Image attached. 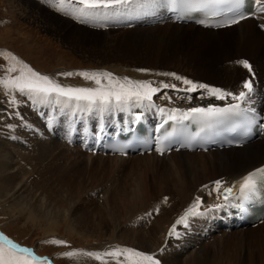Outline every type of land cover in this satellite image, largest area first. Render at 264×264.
Instances as JSON below:
<instances>
[{
    "label": "rangeland",
    "instance_id": "1",
    "mask_svg": "<svg viewBox=\"0 0 264 264\" xmlns=\"http://www.w3.org/2000/svg\"><path fill=\"white\" fill-rule=\"evenodd\" d=\"M47 6H43L41 0H0V51L3 53L4 50L2 49H7L9 52L4 53L16 54L17 58L28 64L32 69L36 68L43 72L42 74L48 75L54 80H67V83L72 86H95L82 76L75 75L81 72H106L112 73L115 77L121 79L151 81L153 84L157 81L158 83H180L170 75H165L174 73L234 93L241 90L246 80H252L254 81V94L252 93L253 100H255L254 105L264 103L262 101L264 100V55L257 63L252 62L254 60L247 61L245 59H251L249 50L254 48L256 41L255 48L258 47V42L260 44L264 43L263 35L259 34L257 38L248 35L243 39L237 28H231L230 32H219L220 34L215 35L199 28L173 26L175 24L165 20V18L158 24H152L153 21H149L146 17L160 13L157 6L156 13L152 12L150 15L137 19L138 29L135 28L134 22L117 19L120 17L117 15L113 16L116 18L111 19V24H107L105 21L106 29H113L109 31L104 29L101 31L92 30L73 24L67 18L59 16L61 13L55 14V12L50 11L51 9H48ZM150 9H153V7ZM29 13L41 16L42 22L31 16V19L28 18ZM116 22H129L126 24L133 23L134 25L127 27L126 24L120 25ZM87 23L83 22L85 25H88ZM99 24L101 23L97 22L95 26ZM47 25L59 27L62 32L61 36L54 34L50 28L48 29L49 26ZM88 26L95 27L91 24ZM250 27L259 30L256 21L244 25L243 29ZM245 43L247 45L244 48H247V50L243 48L240 51L241 46ZM241 59L251 65V72L240 63ZM8 65L9 61L4 55H0V77L8 75L6 72ZM231 66H234L235 73L228 80L223 75L222 70ZM69 71H73L74 75H62L69 73ZM12 75H16V73ZM179 93L174 97L180 96ZM3 98L4 95L0 94V100ZM153 99L155 98L153 97ZM19 101V105H21V97ZM161 103L164 106L167 105ZM245 104L250 106L253 105V102L247 101ZM140 108L142 109L143 106H140ZM156 108L157 106L154 107V109ZM262 109L264 111V105ZM20 110L27 116V119H31L28 105H25V108H20ZM46 111L47 115L44 118L38 117L36 119L35 131L43 143L46 141V147L56 148L57 152H63L67 160L66 167L71 170L74 182L66 183L63 190H57L58 192L54 194L52 191L50 193V189L42 190L35 187L36 184H39L38 182L41 183L38 170H36L37 172L34 171V174L32 167V169L27 170L26 168L27 171L19 173L20 165L22 168L20 157L23 151L22 147L18 148L14 143H25L27 145H22L25 148L28 146L36 148V146H34L32 136L28 132L20 130V120L16 119L15 112L10 110L9 120L3 121L1 125L0 142H5L8 147H11V150L15 151L12 154L15 160L12 165L17 168L15 174H19V177L22 176L27 184L20 190L21 193L23 192L22 194L16 193L17 195L14 196L11 195L12 192L8 191L10 196L0 195V217L3 220L0 222H4L6 232L17 236L16 238L26 245L34 246L36 244L35 246L39 250L42 249L40 251L43 252H47V248L38 245L39 240L51 236L56 238L65 237L71 240L74 245H83V247H98L99 244L106 242H117L145 251L154 252L158 250L155 247L148 248L144 242L140 244L134 242L132 227L136 225H132L135 219L131 216L141 214L142 218L145 219L147 214L144 212L160 211L158 219L156 218L150 224L156 222L159 224L162 220L167 219V216L168 222L171 223L174 220L176 222L185 214L187 210H183V208L190 206L191 200L185 204L186 206L184 205L185 207H183V204L174 207L172 205L173 200L168 199L170 196L165 195L162 199L166 201L168 199L169 203L165 207H160L157 205L159 198L156 199L157 201L155 198L159 195L158 193L167 192L165 189L173 188L174 185L188 180L191 175L182 171L180 163L175 166L177 159L172 157V154L166 156L167 159H165L167 164L172 165L171 175L162 177L159 180H149L151 167L148 162L150 160L156 161L154 158L141 160L133 156L123 158L120 161V159L113 156H92L88 152H81L75 144L67 146V137L71 131L69 127L74 122L75 126H80V122L74 121V119L65 124L64 132L60 135L58 133L57 135L53 133L46 134L45 132L46 125H44V121L48 116H56V120H61L69 117L75 118L73 113L78 112L77 114L83 119V124L86 121L90 127H93L95 124L101 125L104 114L105 117L110 115L108 112L103 114L96 111H85L86 113H83V110L67 107L60 109L55 105L46 106ZM110 113L113 114L114 112L110 111ZM110 119H113V117ZM83 124H81L82 127ZM79 129L81 128L79 127ZM3 136H9L14 141L5 140ZM52 136L53 139L61 140L69 150L60 142H54L51 139ZM258 144L264 146V140L258 142ZM83 150L86 149L83 147ZM38 151L43 152V148ZM197 156L200 160L198 157H194V160L195 158L198 159L196 162L199 163L202 159V163L205 160L201 156ZM54 164H59V162ZM235 164L233 163V166ZM51 169V166L47 167L48 171ZM235 171H239V168H235ZM213 172L210 169H201L200 174H197L195 178L203 177L205 178L203 180L206 181L222 175V173H218L219 171H215L218 174L214 176ZM229 174L230 172H228ZM223 185L225 184L223 183ZM168 191L175 192L176 189ZM8 192L5 194L7 195ZM18 194L23 196L25 201L22 200V203H20ZM93 195L96 197H93ZM56 196L57 199H55ZM58 199L61 200L58 201ZM154 200L156 203L153 205ZM217 201L219 205L221 200L218 199ZM17 202L20 203V206L16 204ZM38 203L46 205L48 209H45V207L39 209ZM188 203L189 205H187ZM225 206L224 204L209 214H204L205 223L203 221L200 224L197 220L201 226L199 230L201 232H211L212 229H220L224 224V219H226L225 213H223ZM47 211L48 220L45 218ZM138 219L141 221L140 217ZM49 220H53L54 223L51 221L50 223ZM140 221H138V226L142 227L141 229L144 231L146 225L142 226L141 222L143 221ZM114 223L116 224L114 225ZM150 224H148V228L151 227ZM203 240L199 243L200 240L196 239L195 236V238L188 241V245L175 249L176 252H181L179 253L180 257H178L181 263L185 260L188 261L190 256L196 255L198 257L196 261L199 260L198 263L204 259V256L207 257L202 264H264V226L252 231L250 229L234 230L232 232L219 231L212 234L210 238ZM68 264L74 263L70 261ZM83 264L88 263L83 261Z\"/></svg>",
    "mask_w": 264,
    "mask_h": 264
},
{
    "label": "bare ground",
    "instance_id": "2",
    "mask_svg": "<svg viewBox=\"0 0 264 264\" xmlns=\"http://www.w3.org/2000/svg\"><path fill=\"white\" fill-rule=\"evenodd\" d=\"M19 6H21V5H19ZM152 12L156 13V6H154L153 9L136 8L129 14L119 15L120 17H118L117 19H120V20L124 19L126 21L134 22V24L136 26L135 28L138 29L137 28V25H138L137 19L140 17H143V16L150 15V14H152ZM30 16L32 18H35L36 20H41V22H42L41 16L33 15L32 13H29L28 18L31 19ZM263 16H264V14L261 17H263ZM150 17H153V16H150ZM115 18L116 17H113V16L98 17L96 19L89 21L87 24L88 25L91 24L92 26H95V23L100 22L101 24L96 25V26H100V28H101L100 31L103 29L105 31H109L113 28L107 30L106 29L107 25L105 24V21L107 22V24L108 23L111 24V19H115ZM165 20H167V19H165ZM252 21H254V20L249 19V20L244 21V22H242L236 26H233L231 28H233V29L237 28L239 31V35L243 39L246 38L248 35H251L253 38H257V36L259 34L264 36V26H262V25H264V17L258 22L259 30H258V28L256 29V28H251V27L248 29H246V28L243 29L244 25L249 24ZM126 23H129V22H125V23H121V24H126ZM47 26H49V25H47ZM161 26H168V25H161ZM161 26H159V27H161ZM173 26H178V25H173ZM178 27L181 28L182 26H178ZM188 27L198 28L195 26H188ZM49 28L51 29V31L54 34L61 36L62 32L60 31L59 27H55V25H54V26H49L48 29ZM231 28H227L224 30H218V31H212V30H204V31H208V32H211V33H214L215 35H217V33H219V32H224V33L230 32ZM199 29H201V28H199ZM225 30H227V31H225ZM256 43H257V41L255 42V46H256ZM246 45H247V43L243 44L240 48V51H242V49L244 47H246ZM237 46H238V44H237ZM248 46H250V45H248ZM255 46H254V48L249 50L250 55H251V59L250 58H245V59L247 61L254 60L252 62L257 63L258 61L261 60L262 56L264 55V43L260 44L258 42V45H257L258 47L255 48ZM244 50H247V48H244ZM240 61H242V59ZM222 73L225 76V78H228V80H229L231 77H233V75L235 73L234 66H231L228 69L224 68L222 70ZM55 81L60 83L64 87H79V86H72L70 83H67V80H64V79L55 80ZM92 84H94V83H92ZM161 84L162 83H158V81H157V83L153 84V86L161 85ZM168 84H171V83L168 82ZM176 84H180L177 86V89L181 88L182 89L181 91L172 90L171 88H168L167 90H165V89L160 90L157 95L153 96L155 99H153V103H152L151 107H148L147 106L148 102L145 101L142 109L140 108L139 105L133 106L129 110L124 111L123 113L119 114L121 117H125V119L123 121L119 122L118 125L122 126V127L124 125H128L131 121L130 118H132L133 116L143 117V119H145L146 117L142 111L144 108L148 109L151 115L154 114L158 117L172 116V117L179 118L183 114H187L190 111V109L193 107H205V108H207V107L218 106V105H223V104L227 103L225 101L216 100L215 98H210L205 93H203L201 91L188 94L183 90L184 86L181 83H175V85ZM83 87H95V86H83ZM2 92H3V88L0 87V94H2ZM178 92H180L179 93L180 96L175 98L174 95H176ZM183 93H186V94H183ZM253 94H254V92H253ZM187 95H190V99L184 98ZM20 97L21 96H19V94H17V100L18 101H19ZM21 99H22L21 105H19V103H18L17 105L12 106L9 104V97L5 95V98H4L5 105L4 106H8V109H5V108L1 109L4 103L0 102V129H1V125H2L3 121L6 122L9 120V116H6V115H7V113L10 114V110L15 112V118L20 120L21 115H24L25 117H27L20 110V108H25V105L29 106V110L31 112V116H30L31 119L30 120H31L32 124L27 126L26 123H24L20 120V130L22 132H28L32 136L33 143H34V146H36V148L31 147V146H28L25 148V147H22L21 143H19V142L14 143L18 148L22 147V151H23V154L20 157L21 158L20 162L22 163V168L20 165L19 173H21V171H27L29 169H32V167H33V172L34 171L37 172L36 170H38L39 174L38 173L37 174L40 177L39 179H41V183L38 182L39 184H36L35 187H37L38 189H42V190L50 189V193L52 191V193L56 194L58 192L57 190L61 191L65 188L66 183L74 182V180H72V177H74V176H73L71 170H69L66 167L67 160L65 159L63 152L62 151L57 152L56 148L46 147L47 146L46 141L43 143L42 140L39 139V135L35 131L34 125L36 124V119L38 117L44 118V116L47 115L46 106L33 105L30 101H28L24 97H21ZM254 101L255 100L252 101L253 105H250V106L246 105L245 104L246 102L245 103L241 102V103L244 105V107H248V108H252L256 105H261L263 108L264 103H261V104L257 103L256 105H254L255 104ZM262 101H264V100H262ZM161 102H163V103H165V105L166 104L167 105L164 106ZM235 102H237V101H235ZM155 106H157L156 109H154ZM86 112L83 111V113H86ZM113 112H115V110ZM118 112H122V111H118ZM77 113L78 112L73 113L74 114L73 116L75 118L69 117V118L61 119V120L60 119L56 120V116H48L46 118V120L44 121V125H46V130H45L46 134H52V133L56 134V135H57V133H58V135L62 134L64 132L63 130L65 129V124L68 121H70L72 119H74V121H78V119L81 118ZM108 113L111 114L110 112H108ZM104 117H105V114H104ZM49 118H50V120H49ZM113 122H114V120L110 119V121L108 123H106L105 125H108L109 123H113ZM81 124H83L82 118L80 119V126L79 127L83 130L84 127L89 126L86 121L84 122L83 127L81 126ZM43 127L45 128V126H43ZM43 134H44V132H43ZM9 138H10L9 136H5V137L3 136V139H5V140L14 141L13 138L12 139H9ZM51 139H53V136ZM53 140H54V142L57 141V142H60L61 144L64 145V143L61 142V140H57V139H53ZM22 143H23V141H22ZM23 144H25V143H23ZM25 145H27V144H25ZM38 147H39V149L43 148V152L38 151L39 150V149H37ZM64 147L66 149H68L65 145H64ZM10 148L11 147H8L5 142L4 143L0 142V195L1 196L2 195L3 196H10L8 191L12 192L11 195H14V196L17 195L16 193L22 194L23 192L21 193L20 190H22L27 184L25 179L22 178V176L19 177L18 176L19 174H15V172H16L15 169H17V168L13 167V165H12V163H15L14 157L12 156V154L15 151L11 150ZM29 148H31V149H29ZM197 155L201 156V158H203L205 160H203L202 163H201L202 159H201V161H199V163L196 162L199 159V157ZM166 156H169V154L165 155L163 157L155 156L152 154L151 155L145 154L144 156L136 155L134 158H136V159L138 158L141 160H143V159H149L150 160V158L156 159V161L150 160L148 162V165L151 167V174H150V176H148L149 177L148 179L149 180H154V179L159 180L162 177H169L172 173V168H171L172 165L167 164V162L165 161V159H167ZM113 157L120 159V161L123 160V158H121L119 156L114 155ZM172 157L177 159V161L175 162V166H177V163H180V166L182 167V171L188 175H191V176L188 178V180L174 185L173 188H168V186H166V188H168V189H165V190H167V192H165V193L162 192L163 190L162 191L160 190L162 193H158L159 195L155 198V200L157 198H159V201L156 200L158 202L157 203L158 206H160V207L161 206L165 207V205L167 206V204L169 203L168 200L165 201L162 198L165 195H168V197L170 196L168 199L171 198L173 200L174 203H172V205H174V207L180 206V204H183V207H185L186 206L185 204L188 201L191 200L190 201L191 204L193 202H195V196L196 197H198V196L202 197V190L200 189V187H203L204 184H209V183L214 182L216 180H220L225 185H222L219 193H217L215 191V187H212V191L215 192V197H214L212 202L218 203V201H217L218 199H220V200L224 199V196L226 194L225 190L227 188H232V194L228 197V200L224 199V201H223V202H225V205H226L225 209L223 210V213L226 214V212H232L233 209L235 210V213H236V211L238 210V206H239V200L241 199L239 194H238L240 192L239 188H240V185L242 183L241 180L250 171H252L253 169L264 164V146L258 144V142H255L254 144H250V145L245 146V147L240 148V149H229L227 151H222V152L209 151V152H201V153L200 152L192 153V152L188 151V152H180V153L172 154ZM194 157H198V159L196 160V158H195V160H194ZM128 158H130V157H128ZM57 162H59V164H54ZM233 163H236L235 166H233ZM48 166H51V168H52L50 171L47 170ZM150 167H149V169H150ZM26 168H27V170H26ZM229 168H231V170H229ZM235 168H239V171H235ZM201 169H210L211 171L213 170L214 176L217 175L218 173H222V175L215 176L214 178H211L210 180H206V181L203 180V179H205L203 177L196 179L195 176H197V174H200ZM11 171H13V172H11ZM215 171L216 172L219 171V172L216 173ZM35 172H34V174H35ZM228 172H230L229 175H228ZM192 173H193V176H192ZM36 180H38V179H36ZM201 180H203L204 182L203 181L200 182ZM17 181H18V183H17ZM35 182H34V184H35ZM172 189L173 190L176 189V191L175 192L174 191H168V190H172ZM7 192H8V194L6 195L5 193H7ZM18 198H20L19 199L20 203H22L21 202L22 200L25 201V198H23V196H21V195H19ZM55 199H57V196L55 197ZM60 200L61 199H58V201H60ZM155 200H154L153 205L156 203ZM19 202L16 203L18 206H20ZM142 203L144 204V202H142ZM187 205H189V203ZM43 207H45V209H48V207L44 204L40 203L38 205L39 209H43ZM135 208H137V207H135ZM171 208H172V206H171ZM179 208H182V207H179ZM124 214H125V212H124ZM132 214H133V211H132ZM181 214H183V213H181ZM161 215H163V214H161ZM134 216H137V214H133L131 216L133 219H136ZM45 218L46 219L48 218V211L45 215ZM50 221L52 223H54L53 220H49V222ZM168 221H169V219L167 216V219L162 220V222H161L163 225L161 223H159V224H161V225H159V224H157V222L152 223V224H150L151 225L150 228H148V225H146L145 229H143L144 231H142V229H141L142 227L138 226V223H137L136 226L132 227L133 228L132 237H133L134 242H138V244L144 242V243H146V246L148 248H150V247H155L156 249L161 248L165 244V241H166L165 240V234L167 232V229L172 224ZM115 224L116 223H114V225ZM144 225L145 224H143L142 226H144ZM263 226H264V223L255 227L256 229H250V231L257 230ZM153 230H154V232H153ZM240 231H243V230H240ZM192 242H193V240H192ZM188 243L189 242H187L185 245H188ZM24 245H26V244H24ZM179 253H181V252H176L174 250L170 254H167L164 257L165 264H202V263H204L203 261L206 260V258H207L206 256H204V259L198 263L199 260L196 261V259L198 257L196 255H192V256H190L188 261L185 260L186 262L184 261L181 263V260H179V258H178V257H180Z\"/></svg>",
    "mask_w": 264,
    "mask_h": 264
},
{
    "label": "snow or ice",
    "instance_id": "3",
    "mask_svg": "<svg viewBox=\"0 0 264 264\" xmlns=\"http://www.w3.org/2000/svg\"><path fill=\"white\" fill-rule=\"evenodd\" d=\"M45 4L52 6L63 15L78 17L82 22H89L98 17L117 16L132 12L136 8H151L160 4L184 5L188 11L204 12L207 15L225 16L223 23L217 27H225L237 24L246 19L243 9L247 0H43ZM258 5L257 11L264 13V0H254ZM71 5V7H70ZM79 5L80 7H75ZM264 26V25H262ZM9 61L6 69L8 75L0 77V87L5 90V95L9 97V104L17 105V94L26 98L33 105L50 106L55 105L60 109L74 108L83 111H96L98 113L110 112L114 110L127 111L133 106H143L147 101V106L151 107L153 96L157 95L161 88L178 90L177 85L162 83L153 86L151 81H134L129 78H118L112 73L106 72H81L75 75L82 76L85 80L94 83L95 87H64L48 75L39 73L28 64L21 61L13 54L0 52ZM245 68L252 71L251 65L247 61H241ZM16 73V75H12ZM62 75L71 76L73 73ZM170 75L183 86V90L188 93L201 91L210 98L225 101L229 104L227 108L193 107L187 113L192 117H200L207 120H215L224 117L229 112H234L240 108L239 102H246L254 92V81L246 80L239 92H230L206 84H200L186 77L176 74ZM190 99V95L184 97ZM231 101L238 103L232 104ZM163 154V150H161ZM222 181L215 182V191L220 192ZM260 188H264V168L257 169L256 172L244 178L240 185L242 198L255 194ZM225 200L232 194V188L225 190ZM203 201L197 197L196 203L181 216L169 231V236L179 239L181 233L177 230L179 226L190 227V220L194 217L203 216L199 209ZM53 244L62 245L63 241H51ZM69 257L76 255H87L97 260L103 258H114L115 264H160L153 255L146 254L131 248H115L102 254L95 253H73L67 254ZM122 258V259H121ZM0 264H49L43 258L38 257L29 248L22 247L14 243L7 236L0 233ZM106 264V262H105Z\"/></svg>",
    "mask_w": 264,
    "mask_h": 264
}]
</instances>
